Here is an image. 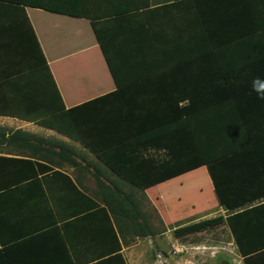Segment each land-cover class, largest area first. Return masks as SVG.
I'll use <instances>...</instances> for the list:
<instances>
[{"label": "crops", "instance_id": "1", "mask_svg": "<svg viewBox=\"0 0 264 264\" xmlns=\"http://www.w3.org/2000/svg\"><path fill=\"white\" fill-rule=\"evenodd\" d=\"M64 1L80 15L27 7V18H7L0 10V264H132L134 240L123 241L111 211L103 208L104 193L110 194L105 183L143 202L160 201L163 194L151 197L149 191L210 163L139 189L90 146L104 152L108 143L129 138L130 129L153 128L137 136L141 146L137 137L125 142L140 148L153 167L170 152L194 157L191 142L213 151V138L222 137L216 152L229 150L219 151L232 146L226 121H238L241 132L235 136L245 133L251 145L228 156L248 154L264 185L253 148L264 140V100L247 92L173 120L176 114L166 108L188 105L191 96L195 103L214 104L213 90L230 88L231 78L225 87L223 76L264 74V29L253 27L264 26V0ZM94 22L111 38L107 50L117 58L119 82ZM121 56L131 58L124 63ZM49 71L65 109L77 107L75 131L90 145L37 122L52 116L53 101L45 93ZM182 120L191 133L186 145ZM14 132L19 137L7 139Z\"/></svg>", "mask_w": 264, "mask_h": 264}, {"label": "trees", "instance_id": "2", "mask_svg": "<svg viewBox=\"0 0 264 264\" xmlns=\"http://www.w3.org/2000/svg\"><path fill=\"white\" fill-rule=\"evenodd\" d=\"M167 5H170L171 9L174 8L173 3H169ZM0 6H2L0 7V10L4 9L2 11L6 12L7 18H27V7H37L70 15H80L75 13L76 11L73 10L70 4L64 0H0ZM93 26L95 27L98 39L102 44L104 53L109 62V66L117 82H119L117 77L119 74L116 72L117 65H115V63L117 64V58L116 56H114V58L111 57L109 55V51L107 50V43L111 41V38L110 36H107L106 33H102L101 30H99V24L94 22ZM253 27L258 29L261 27L262 30L264 29V26L261 25ZM248 31H250V28ZM244 33L246 32L244 31ZM251 42L252 41H250V43ZM111 43H113V41ZM114 43H116V41ZM42 58L46 64L45 56L43 55ZM122 58H118V61H124L125 63V60L131 57L124 56ZM46 67L49 70L47 64ZM48 74V91L45 90V93L48 96V100L53 101L50 110L52 116L48 119L39 120L37 122L39 124L63 131L72 137L81 140L86 146L90 145L87 143L85 138L80 136V134L75 131V128L79 126L78 121L80 120L78 117L73 115V111L75 112L77 107L65 109L58 86L55 83L50 71ZM254 76L264 77V74H241L234 72L233 74L231 73V76H223L225 87L228 84L229 78H231L232 81L229 83L230 88L223 89V91L221 89L222 87L215 88V90H213L214 96L210 100L214 101V104L209 102L195 103L197 99L191 96V103L188 105L179 106V103H175L166 106L168 114H176L173 116V118H171L172 120L179 118L184 119L185 116L213 107L222 101H226L247 92H251L250 83L249 86L244 87H240L237 84L242 80H251V78ZM51 84L53 91L50 89ZM232 86H236V88H233ZM203 92L204 90L198 91L199 95H201ZM218 93H220V96H217ZM101 99L102 98L98 100L96 99L95 102H99ZM155 112L158 113V110ZM226 122L229 124V132L232 134V146L228 147L229 150L223 153L216 152L215 149L218 148V144L220 143L219 141H222V137H215V139L213 138L215 143L213 146L214 149L211 147L213 151H206L205 148H201L205 146L199 145V147H197L195 143L191 142V148L193 149L192 155L194 157L190 158V152H170V158L167 161L154 165L153 167L149 165V159L142 154L140 148L133 146L134 143H125L126 141H130V139L137 137L141 133L152 130V127L142 128L139 130L130 129L131 136L129 138H125L126 140L120 142L119 144L108 143L105 148H103L104 152L102 150H97L94 145L90 146L92 147V151L97 153L98 158L101 161H104V163L113 172L129 181L135 187L139 189H146L158 182L211 163L227 153H231L232 151L234 152L236 150L242 149L243 147L251 145V140L245 136V133L242 134L240 138L235 136L241 132L238 129V123L240 122L232 120H227ZM212 123L214 126L215 123H218V121H213ZM182 124L184 127V132L181 137L183 138V142L185 140L184 144L186 145V141L191 137V133L185 120H182ZM217 132L218 130L216 129L215 133L217 134ZM17 137H19L18 134L14 132L7 139L13 141ZM135 139L137 141L136 143L141 146L139 137ZM112 147H118V149L112 150ZM167 147L171 149L173 145L167 144ZM253 148L264 174V140L255 142L253 144ZM73 161L77 162L76 159ZM159 172L163 173L158 175ZM104 186L110 190V194L104 193L102 200L104 203L103 208L109 209L111 211L118 225L120 237H122L125 243L130 244L136 237H155L166 231V227L159 228L156 226V224L153 222V215L144 209L145 202H143L142 199L136 196L133 192H127L119 186L113 187L106 183ZM215 220L216 219L204 220L202 224L205 225ZM226 221L238 247L239 253L243 257L244 264H264V201L255 204H249L240 209L230 211L226 215ZM198 225L200 224L197 222L182 225L180 232L190 231L191 229L193 230L194 228L198 227ZM129 237L133 239H130ZM120 257H122L121 254Z\"/></svg>", "mask_w": 264, "mask_h": 264}, {"label": "rangeland", "instance_id": "3", "mask_svg": "<svg viewBox=\"0 0 264 264\" xmlns=\"http://www.w3.org/2000/svg\"><path fill=\"white\" fill-rule=\"evenodd\" d=\"M224 149L228 146L219 151ZM228 155L149 191L151 197L163 198L145 202L146 211L157 227L170 230L155 238H135L129 251L132 264H240L226 215L264 200V185L248 154ZM208 219L216 220L202 224ZM192 222L200 225L180 232Z\"/></svg>", "mask_w": 264, "mask_h": 264}, {"label": "clouds", "instance_id": "4", "mask_svg": "<svg viewBox=\"0 0 264 264\" xmlns=\"http://www.w3.org/2000/svg\"><path fill=\"white\" fill-rule=\"evenodd\" d=\"M250 90L255 93L257 98L264 100V77L254 76L250 81Z\"/></svg>", "mask_w": 264, "mask_h": 264}]
</instances>
